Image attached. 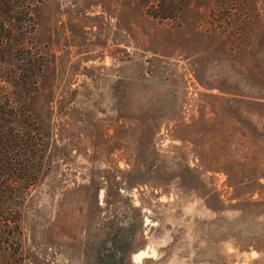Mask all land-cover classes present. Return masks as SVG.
I'll return each instance as SVG.
<instances>
[{
    "label": "rangeland",
    "instance_id": "obj_1",
    "mask_svg": "<svg viewBox=\"0 0 264 264\" xmlns=\"http://www.w3.org/2000/svg\"><path fill=\"white\" fill-rule=\"evenodd\" d=\"M0 4V101L47 143L0 264H264V0Z\"/></svg>",
    "mask_w": 264,
    "mask_h": 264
},
{
    "label": "trees",
    "instance_id": "obj_2",
    "mask_svg": "<svg viewBox=\"0 0 264 264\" xmlns=\"http://www.w3.org/2000/svg\"><path fill=\"white\" fill-rule=\"evenodd\" d=\"M3 5L0 4V8ZM174 11L177 10L167 11L164 9V18L171 17ZM2 25L0 23V28H3ZM4 41L1 38L0 45ZM246 97L247 101L255 99L253 96H242V98ZM46 152L47 143L36 121L32 118L27 104L23 103L22 106H19L8 98L0 101V248L8 247L13 241L12 236L20 233L23 208L22 195L36 186L37 174L44 166ZM250 163V160L249 163L246 160L239 163L240 170L248 173ZM186 169L192 172L187 165ZM249 175L250 180L256 179L252 181L257 182V177L255 178L253 173ZM132 177L129 182L104 187L105 203L117 202L114 197L121 199V190L127 192L138 186L137 183L132 182ZM258 185L261 186V184ZM109 198L110 200H108ZM131 208L138 214L139 227L142 228L143 215L141 209L132 206ZM142 237L144 236L142 235ZM112 240V243L117 246L119 242L116 234L113 235Z\"/></svg>",
    "mask_w": 264,
    "mask_h": 264
},
{
    "label": "bare ground",
    "instance_id": "obj_3",
    "mask_svg": "<svg viewBox=\"0 0 264 264\" xmlns=\"http://www.w3.org/2000/svg\"><path fill=\"white\" fill-rule=\"evenodd\" d=\"M142 254H143V252H140V253L136 254V256H135V257H136L137 259H139V260H140V258H141V256H142Z\"/></svg>",
    "mask_w": 264,
    "mask_h": 264
}]
</instances>
